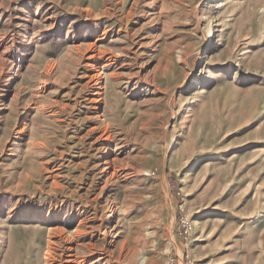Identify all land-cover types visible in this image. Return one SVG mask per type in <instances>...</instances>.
Masks as SVG:
<instances>
[{"label": "rangeland", "instance_id": "1", "mask_svg": "<svg viewBox=\"0 0 264 264\" xmlns=\"http://www.w3.org/2000/svg\"><path fill=\"white\" fill-rule=\"evenodd\" d=\"M0 264H264V0H0Z\"/></svg>", "mask_w": 264, "mask_h": 264}, {"label": "bare ground", "instance_id": "2", "mask_svg": "<svg viewBox=\"0 0 264 264\" xmlns=\"http://www.w3.org/2000/svg\"><path fill=\"white\" fill-rule=\"evenodd\" d=\"M98 82H99V81H98ZM98 82H97V83H98ZM97 86H98V85H97ZM101 94H102V93H101ZM99 99H100V98H99Z\"/></svg>", "mask_w": 264, "mask_h": 264}]
</instances>
